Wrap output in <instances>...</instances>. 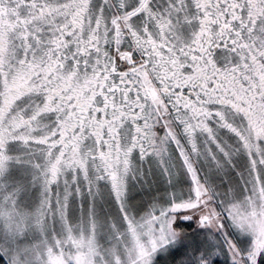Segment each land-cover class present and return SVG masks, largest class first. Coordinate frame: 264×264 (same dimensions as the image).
<instances>
[{"label": "snow or ice", "instance_id": "obj_1", "mask_svg": "<svg viewBox=\"0 0 264 264\" xmlns=\"http://www.w3.org/2000/svg\"><path fill=\"white\" fill-rule=\"evenodd\" d=\"M0 264H264V0H0Z\"/></svg>", "mask_w": 264, "mask_h": 264}]
</instances>
